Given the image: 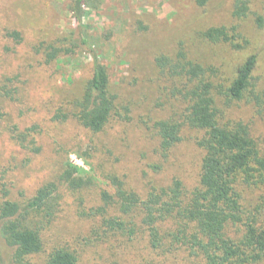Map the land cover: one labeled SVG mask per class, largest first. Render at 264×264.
<instances>
[{"label": "rangeland", "instance_id": "rangeland-1", "mask_svg": "<svg viewBox=\"0 0 264 264\" xmlns=\"http://www.w3.org/2000/svg\"><path fill=\"white\" fill-rule=\"evenodd\" d=\"M237 1L208 0L200 7L194 0H84L78 21L75 0H0V32L17 30L23 38L17 47L0 40V76L20 73L23 82L21 102L0 98V203L2 184L9 200L20 204L47 183L57 187L51 216L41 211L30 217L43 248L28 257V264H46L58 248L74 252L77 264H198L183 248L166 254L153 250L145 233L111 230L95 213L104 205V192L114 196L113 176L141 196L174 179L189 192L198 184L204 155L196 143L199 131L183 128L181 141L166 160L157 151L155 123L172 110L162 94L157 56H173L182 48L226 88L236 68L255 54L252 82L255 89L264 90V0H240L249 8L245 18L233 16ZM221 26L234 34V41L212 43L204 38L207 29ZM72 38L86 44L48 66H42L31 49L39 42L69 45ZM93 55L108 69L119 107V114L99 133L73 119L50 120L60 104L82 94L91 78ZM217 104L223 112L220 121L246 123L264 155V113L258 114L246 99L227 101L219 95ZM13 124L21 129L38 126V154L15 145L7 130ZM70 164L85 171L73 173L81 179L79 185L62 179ZM108 213L117 214L111 208ZM0 264H13L1 234Z\"/></svg>", "mask_w": 264, "mask_h": 264}, {"label": "trees", "instance_id": "trees-1", "mask_svg": "<svg viewBox=\"0 0 264 264\" xmlns=\"http://www.w3.org/2000/svg\"><path fill=\"white\" fill-rule=\"evenodd\" d=\"M194 1L200 7L208 2ZM83 5L84 0H75L74 14L78 21L83 15ZM248 11L247 3L239 0L233 16L245 18ZM203 36L212 43H230L235 39L224 26L211 27ZM72 39L69 45L39 42L31 49L40 57L41 65L48 66L86 44ZM0 40L11 42L14 47L23 42L19 31L9 29L0 32ZM91 65V78L82 94L65 105L60 104L50 120L63 123L73 119L83 128L99 133L119 114L108 69L94 55ZM256 65L257 56H248L224 88L212 79L208 68L190 58L182 48L173 56H157L155 66L164 80L162 94L172 105L171 114L154 126L157 151L166 160L181 141L183 128L199 131L201 136L196 143L204 155L198 184L189 192L180 180L174 179L170 185L151 187L141 196L113 176L114 196L104 192V205L91 213L100 215L103 224L111 230L127 231L130 235H135L136 230L145 233L150 247L163 254L183 248L198 264H264V155L246 123L220 121L223 112L217 104L219 95L227 101L246 99L258 114H263L264 90L255 89L252 82ZM22 84L20 73H3L0 98L21 102ZM7 130L21 150L31 154L40 152L35 137L37 125L21 129L13 124ZM74 172L85 171L70 164L62 175L71 186L81 183L80 178H73ZM56 188L53 182L47 183L20 204L9 200V191L2 184L0 234L12 251L13 264H28V257L42 251V238L31 226L30 217L41 211L51 216L50 201ZM110 208L117 214L109 215ZM46 264H77V257L68 249L58 248L49 255Z\"/></svg>", "mask_w": 264, "mask_h": 264}]
</instances>
